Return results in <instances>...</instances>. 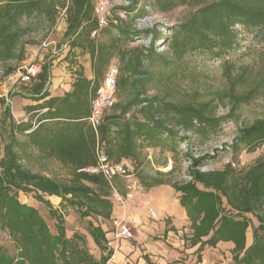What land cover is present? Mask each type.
Masks as SVG:
<instances>
[{"label":"trees","instance_id":"obj_1","mask_svg":"<svg viewBox=\"0 0 264 264\" xmlns=\"http://www.w3.org/2000/svg\"><path fill=\"white\" fill-rule=\"evenodd\" d=\"M187 4H194L197 9L168 38L167 43L175 54H184L194 35L205 34L208 38L212 35L220 39L214 56L221 57L233 46L234 25L264 29V0L153 2L162 12ZM94 8L93 0H0V58L16 57L23 33L18 21L34 16L51 28L62 11L66 25L63 37L69 42V52L74 49L86 52L91 64V77L85 74L84 65H78L72 73L70 89L55 96L48 91L50 64L45 62L38 67L26 90L34 104L25 108L26 120L19 123L13 119L0 93V230L16 250L11 255L0 245V264H106L113 255L111 228L105 231L102 225L88 223L87 233L100 252L96 258L88 251L82 235L66 236L64 213L70 208L81 219L100 218L111 223L115 219L112 190L118 191L116 182L123 181L126 191L127 183L121 178L109 183L102 175L78 170L94 166L96 152L116 164L137 163L144 149L171 152L186 165L181 182L167 180L157 172L143 185L146 189L167 185L178 195L190 223L187 247H197L196 263L201 261L200 253L205 247L215 248L219 242H226L232 244V264H264V153L247 169L234 167L240 152L252 153L264 145V118L238 130L229 150L232 160L218 170L202 171L205 159L193 158L196 141L182 136L183 130L185 133L196 129L215 131L222 121L237 118L238 106L252 97L237 94L235 87L239 81L231 82L223 93L224 98L232 99L230 112L215 118L207 102L175 104L154 95L147 96L146 85L152 76L143 69V62L154 55L149 49L146 54L140 51L128 60L123 58L120 68L116 65L119 74L115 103L101 114L94 129L89 121L91 102L119 51L115 53V43L96 44L98 37H90L96 29ZM144 14L145 10L141 9L135 17ZM115 27L124 42L148 33ZM209 41L199 47L212 51L214 44ZM18 59L22 60V55ZM160 59L165 67L171 65L168 60ZM14 73L13 68L0 71V84ZM31 153L68 171L67 179L58 180L25 166L24 159ZM19 192L31 194L48 209L49 216L55 220V234L49 231L37 209L19 202ZM46 197L59 198V208L54 209ZM248 215L256 225H252ZM250 228L248 246L246 238ZM171 230L174 229L168 228L167 232Z\"/></svg>","mask_w":264,"mask_h":264},{"label":"rangeland","instance_id":"obj_2","mask_svg":"<svg viewBox=\"0 0 264 264\" xmlns=\"http://www.w3.org/2000/svg\"><path fill=\"white\" fill-rule=\"evenodd\" d=\"M98 1L93 0L94 6ZM154 1L110 0L107 27L95 39V42L96 44L103 43L105 45L116 44L115 53L119 51L112 62L119 68L122 66L123 58L128 60L140 51L146 54L149 49H152L154 55L151 56L150 60L143 62V69L152 76L151 81L146 85V95H154L175 104L197 105L207 102L211 104L210 114L215 118L229 114L232 99H229V97L224 98L223 93L227 92L231 82L239 81L235 87L237 94L251 96L252 98L247 103L238 106L236 110L237 118L222 121L215 131L196 129L194 132L185 133L184 130L183 133L181 132L182 136L185 135L192 141H196L197 148L196 151H193L195 152L193 158L202 157L205 159L204 167L200 168L202 171L222 169L228 161L232 160V154L229 150L234 143L238 130L256 119L264 118V29L234 25L232 28L234 34L233 46L221 57L214 56V52L219 49L218 42L220 39L212 35H208V38L205 34L194 35L191 45L187 46V51L181 55L175 54L167 43L168 38L174 31H177L181 24L189 20L197 6L194 4L179 5L167 12H162L159 6H153ZM141 9L145 10V14L142 17H135ZM64 19V12H59L56 23L51 28H48L47 22H39L34 16L18 21L19 30L23 33L20 39L21 45L15 53L16 57L11 60L0 58V71L6 72L8 68L15 69V73L2 80L0 84V93L11 98L14 113L18 114L23 111L26 116L25 108L34 104L29 95L26 94L29 84H23L19 78L24 67L34 65L38 69L46 62L50 64L49 72L51 76L53 69L64 66V69L61 70L68 74V81H66L68 84H71L72 73L78 65L84 64V72L85 74L88 73L90 67L88 54L78 49H74L72 53L69 52V42L63 37L66 26ZM115 25H119L128 31H148V33H142L138 37H134L132 41L124 42L123 36L118 32ZM155 36L156 38H154ZM165 36H167L166 40L164 39ZM208 40H210L209 44H214L212 51L199 47L201 43H208ZM21 55L22 60L18 59ZM160 58L168 60L171 65L165 67ZM60 76H64L63 73ZM263 153L264 145L252 153L243 150L238 156L237 163L235 161L234 167L236 169H247ZM24 164L33 171L44 172L58 180L67 179L68 176V171L58 164L42 161L36 154L27 155ZM123 164L129 171L131 182L138 187L134 191L140 193L135 194L136 196L134 195L130 199H125L123 204L117 202L112 196L115 213L117 211L124 212L137 202L138 198H141L147 191L143 185L144 182H149L157 172L164 174L167 180L181 182L184 180L186 169L182 158L160 149H144L140 162L124 161ZM169 165H171V169H168ZM116 186L120 195L126 193L123 181H117ZM17 198L20 203L37 209L45 220L49 231L55 234V220L49 216L48 209L42 203L37 202L31 194L22 192L18 193ZM46 199L49 200L54 209L59 208V198L46 197ZM150 201L145 195L141 199L140 205L138 203L140 211L144 212L148 207L153 208L157 212L158 218L149 215L150 223L146 229H142L144 235L136 236L135 241L134 237L128 242L119 241L118 252L122 253L124 248H129V250L133 248L132 251L135 252V257L130 258L131 263L127 262V264H139L138 262L157 264V262L161 263L162 260H165L166 264H175L177 261H172L170 257L177 254H180L178 259L186 261L189 255L185 253V250H189L187 238L190 232L184 231L188 224L177 221L173 227L176 231L182 232L167 235L169 232H167L168 223L162 217L161 212L157 210L158 203ZM149 211L152 210L149 209ZM248 217L251 218L252 225H256L254 218L251 215H248ZM114 218L117 219L115 215ZM89 222L94 225H102L105 231L111 228L112 225L110 221L100 218L81 219L78 213L70 208H67L66 213H64L66 236L71 238L74 234L82 235L85 238V246L88 251L97 258L99 250L87 233ZM158 224L161 226L160 231L157 229ZM131 232L134 235L132 230ZM247 235L249 246L251 244V228L248 230ZM140 239H144V242L141 243L142 247H140ZM176 244L178 247H176ZM0 245L11 255L16 254L12 242L6 233L1 230ZM110 246H112V243ZM167 246L170 249H167ZM145 248H151L150 253L146 252ZM132 254L130 253L127 257ZM192 255L195 256V253H192ZM205 257L210 259L211 252L208 251ZM227 258L228 261L224 257L217 264H232L231 256L228 255Z\"/></svg>","mask_w":264,"mask_h":264},{"label":"crops","instance_id":"obj_3","mask_svg":"<svg viewBox=\"0 0 264 264\" xmlns=\"http://www.w3.org/2000/svg\"><path fill=\"white\" fill-rule=\"evenodd\" d=\"M68 42V41H67ZM90 64V63H89ZM84 65V64H82ZM64 66H60L58 68H55L51 71V78L49 81L48 85V91L52 94V96L59 95L62 92H67L70 89V84H68V74L63 72ZM63 73L64 76H60V74ZM89 77H91V64L89 67L88 73H86ZM13 113V117H15L16 122H21L26 120V116L24 115L23 111H20L18 114ZM24 115V116H23ZM140 192L132 191L127 194L125 193V198L130 199L133 197L135 194H139ZM147 193V194H145ZM144 193V195L141 198H138L139 200L135 202L133 205H131L129 208L124 210V212L117 211L116 213L114 212V215L116 216L117 219H121L124 221V223L129 227L130 230L134 232V241L136 239V236L144 235L142 232L143 228H147V225L150 223V217H149V209L154 211L155 213V218H158L157 212L153 209L148 207L144 212L140 211V201L141 199L146 195L147 198H149L151 201L150 202H155L158 203L157 210L161 212L162 217L164 220L168 223L167 227L168 228H173V225L177 223V221L183 222L184 224H188V227L185 229L184 232L189 231V221L186 216L185 210L180 206L179 201H178V195L170 188L169 186H164L160 185L158 187H152L150 189H147V191ZM135 195V196H136ZM139 203V205H138ZM161 226L158 224L157 229H159ZM175 230V229H174ZM176 231V230H175ZM169 231L167 235H174L175 233L179 234L182 231ZM133 234V233H132ZM140 245L142 242H144V239H140ZM249 238L247 236L246 238V244L248 245ZM122 242H128V241H122ZM177 245V244H176ZM118 246V245H117ZM116 248H112L113 250V255H112V260L117 262L118 264H127L131 263L130 258L135 257V252L132 250H129V248H124L123 252L120 253L118 252ZM142 247V245L140 246ZM145 247V246H144ZM178 247V245L176 246ZM197 247L189 248L188 251L185 250V253L188 254V259L186 261H181L178 259L180 257V254L177 255H171L170 258H172V261H177L175 264H217L221 259L223 260L224 257H226V260L228 261L227 256L230 255V250L232 249V244L231 243H226V242H219L215 248H207L205 247L204 250L200 253L201 255V261L199 263H196V254L195 256L192 255L194 254V251L196 250ZM167 249H170L167 246ZM117 250V251H116ZM146 252L150 253L151 248H145L144 249ZM210 251L211 252V257L210 259L205 257V254ZM130 253H133L129 257ZM100 256V252L98 253V257ZM185 258V255L183 256ZM150 258V256H149ZM231 259V258H230ZM139 264H143L141 262H138ZM157 264H166L165 260L160 263L157 262Z\"/></svg>","mask_w":264,"mask_h":264},{"label":"built area","instance_id":"obj_4","mask_svg":"<svg viewBox=\"0 0 264 264\" xmlns=\"http://www.w3.org/2000/svg\"><path fill=\"white\" fill-rule=\"evenodd\" d=\"M118 1V0H114ZM110 0H99L94 8V17L96 20V29L91 33V38H97L99 33L107 26L108 8ZM119 71L116 65H111L102 79L101 86L95 91L91 102V118L89 119L91 126L95 129L99 124L101 114L111 108L115 103V88ZM37 75V68L34 65L24 67L20 74V81L23 84H29ZM5 105L12 112V100L3 94ZM13 114V113H12ZM19 123V122H17ZM171 169V165L168 166ZM79 173H88L93 175H102L104 179L111 183L115 178L124 179L127 183L126 192L137 190L135 183L131 182L129 171L123 163H113L106 155L96 152V164L89 168L78 170ZM113 197L117 202L123 204L126 199L120 195L116 189L112 190ZM150 216H155L153 211L148 212ZM112 248H116L119 241H129L133 238V234L129 227L121 219H113L111 222ZM114 243V244H113ZM106 264H118L112 260V257L106 261Z\"/></svg>","mask_w":264,"mask_h":264}]
</instances>
